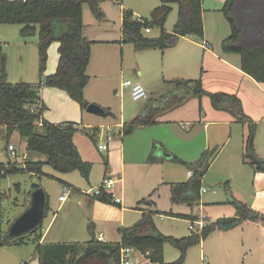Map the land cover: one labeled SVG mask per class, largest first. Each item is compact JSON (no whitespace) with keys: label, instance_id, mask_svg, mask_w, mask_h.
I'll return each instance as SVG.
<instances>
[{"label":"trees","instance_id":"trees-1","mask_svg":"<svg viewBox=\"0 0 264 264\" xmlns=\"http://www.w3.org/2000/svg\"><path fill=\"white\" fill-rule=\"evenodd\" d=\"M103 1L105 0H0L1 25L20 26V36L23 39L39 35L40 78L37 85L10 83L7 73L8 59L0 43V126L5 128L7 145L14 133H18L26 141V152L47 157L46 161H25L23 165L17 161L0 163V180L29 173L40 179L48 178L59 181L64 186H71L46 174L44 167L47 165L63 174L78 172L83 179L89 181L93 164L82 158L74 143V136L79 129L72 122L56 125L43 119L46 107L41 105L40 89L52 87L65 91L83 111L87 110L89 103L85 98V89L90 81L87 68L94 42L85 35L83 8L85 4H89L95 19L103 21ZM161 3V6L154 9L150 19L136 18L130 11L124 14L125 43L133 45L137 51H165L181 37L196 36L203 39L202 0H161ZM173 4L179 5V18L174 30L169 33L165 25L173 10ZM222 13L231 28V35L222 43V51L240 55L241 70L258 83L264 84V0H226ZM153 28L160 29V36L146 37L144 31ZM54 42L60 44L57 71L53 75L44 76L48 50ZM204 97L210 98L215 110L228 112L237 123L248 128L244 161L264 173V161L257 158L254 149L256 124L245 114L240 98L224 92H208L200 79L167 82L165 92L149 96L140 115L124 125L122 134L132 135L138 127L155 125L159 117L183 107L193 99L201 100ZM201 110L200 107V113ZM107 115H110L108 111ZM97 132L98 129H92L91 132L86 131V135L95 139ZM250 157L256 158L260 162L259 166ZM173 160L180 161L177 157H173ZM148 161L154 163L156 158L150 155ZM204 163V158L197 164L183 162L192 171V176L185 182L172 184L170 201L173 205L200 204L204 189L203 178L208 169V163ZM154 194L155 191L150 196ZM46 196L45 217L49 208L48 195ZM93 198L107 205L120 206L107 193ZM145 201L142 200L136 207L141 212L140 220L131 227L119 229V243L99 242L90 227L92 238L86 243L45 244L41 243L42 224L33 236L24 237L17 242H12L8 236L0 237V248L7 245L22 246L26 244L25 238H33L37 243L35 252L39 264H120L121 248L132 247L151 263L167 264L164 262V246L171 243L180 251L179 259L171 264H184L189 248L199 245L215 231H230L245 222L264 225V215L250 205L232 198L229 204L236 210L234 217L220 218L207 223L198 233L176 239L164 236L155 223L156 216L172 214L158 210L146 212L139 208L140 203ZM153 205H156L155 201Z\"/></svg>","mask_w":264,"mask_h":264},{"label":"rangeland","instance_id":"rangeland-1","mask_svg":"<svg viewBox=\"0 0 264 264\" xmlns=\"http://www.w3.org/2000/svg\"><path fill=\"white\" fill-rule=\"evenodd\" d=\"M173 7L174 9L165 26L166 30L170 33L173 31L174 25L178 20V7L176 4ZM224 20L226 23L225 28L227 30V37H229L231 35V28L225 17ZM17 28L21 29L19 26ZM17 28L16 26H3L0 24V30H7L9 32L8 34L1 32L0 35L5 43H2V46L5 48L10 47L7 51H9L8 56L10 59L11 71L14 74V66L19 65L21 57H24L26 63H32V59L28 62V58L31 57L27 55L32 50L31 46H34L37 50L35 58V66L37 68L35 67L34 69L33 66H31L30 73L32 75V72L35 71L37 79V76H39V35L37 34L29 38L31 49L21 48L18 44L20 39L18 38L19 35H17ZM144 35L153 38L158 37L160 35L159 28H153L150 33L144 31ZM7 42L12 44L6 45ZM130 48L133 47L131 46ZM132 50L134 49H131V51ZM129 53L130 51L126 52L128 59H130ZM153 54L158 55V53ZM132 57H134L133 53L131 54V58ZM157 63L158 68H161L163 63L160 58ZM50 66L51 58L49 59L48 57L46 70L43 73L44 76H48L46 73L50 70ZM150 69L153 68L150 67ZM114 74L116 75V68ZM133 75L135 76L134 73ZM133 75L131 76L125 72L124 75L119 77L117 82H114L116 83V87L119 84L120 97H113V94H106L104 97L105 101H112L114 112L118 116L122 113L125 122H129L136 118L146 104V100L135 101L132 98L130 88L122 87V84L127 81L137 84ZM163 79V74H161L160 71H154L153 73L145 75L138 84H140L150 96L153 92H165L167 88ZM152 85L156 86L151 91ZM242 91H245L244 95L246 97L245 104L247 111L250 115L255 116V118L249 117L256 124V136L254 139L256 154L264 151V91L255 92V95L246 90V87L242 88ZM204 100H207L208 104L205 109L208 111L209 108H212L211 113L215 114V109L210 103V98L205 97ZM258 106L261 108H258ZM201 107L203 112L201 122H214L206 118L204 107L202 105ZM121 109H123V112H121ZM91 118L93 119V123L101 122L103 124H108L109 122L105 120L104 117H99L98 115H94ZM161 124L162 123L138 127L132 135H120L119 128H114L112 133L114 140L111 142L107 140L109 136V129L107 126L100 127L101 129L98 134H96L95 139H91L86 135V131L91 132L92 129L80 127V132L76 136V141H78L80 147H82L84 156L90 160L87 161L93 164L90 180L93 187L95 186L94 188H97L99 184L102 183L104 172L109 170V167L113 166L114 161L112 156L116 150L114 147L122 145L124 150L123 161L125 162V172L123 171V162L118 158L115 159L116 167L112 171H118V173L124 172L125 201L123 203V209L122 207L120 208V206L101 203L93 197H89L85 192H82V190H89L91 186L88 184L89 181L83 179L80 173L63 174L54 171L51 167H46L45 171L49 175H55L58 179L60 178L73 183L77 189L75 188L65 201H61L60 197L63 195L65 189L63 187L64 185L59 181L48 178L40 179L38 176L29 173L13 175L0 180V237L8 236L12 223L30 207L31 192L34 184H39L46 195H48L49 208L43 221L42 230L44 234L49 228L47 231L48 238L45 244L86 243L92 238L91 231L89 230L90 227H92L95 236L102 233L107 243H119L121 241L119 229L134 225L140 219L141 212L136 210V207L142 200L146 201L145 203H140L139 208L146 212L158 210L168 214L170 212L186 216L193 214L200 217L199 220H203L206 216L213 217L214 219V217L219 214H234V206L228 204L229 200L232 198L250 204L255 193L254 181L250 175L251 173L247 174L239 169L243 168L242 161H244L245 157V141L248 135L247 127L241 124L238 127H234L233 131H231L230 127L227 126L225 127L226 131L220 133V128H218L215 123H210L208 127L205 128L204 123L198 122L196 123V127L189 132L182 129V124ZM16 138L12 136V138H10L11 142L7 145L6 131L0 128V163L8 164L9 162L17 161L23 165L25 161L47 160V157L44 155L26 152V141L24 139H20L21 141H19ZM151 138L159 140L164 146V148L160 144L156 146L160 151L159 154H162L161 156H163V154H168L172 157H177L181 161H174L173 159L163 157L164 166L161 167V169L164 175V185L158 186L153 196H150L154 191V188L150 189L151 183L156 174L161 172V169L160 167H152L146 163L148 142ZM227 139H231L230 144L226 151L219 157L221 150L226 146L225 141ZM99 144H110L111 148L109 151L101 153L98 151ZM10 145L16 148L18 158H13L6 151L7 147ZM243 145L244 148L242 147ZM26 153L28 156L25 155ZM202 158H204V164L208 163V169L203 178V186L207 189V192H202L201 201L205 203L209 201L219 202V204H215L211 208L209 205H202L201 202L199 205L193 206H188L186 204L173 205L170 201L171 183H181L188 180L187 172L190 169L187 168L183 162L188 164L197 163ZM245 170L248 171L249 169ZM112 173L110 177L115 178V175H112ZM154 201L156 202L155 206L153 205ZM261 214L264 215L263 213ZM122 221L125 226L122 225ZM155 222L164 236L181 239L191 234V230L189 229L191 221L187 218L160 215L155 218ZM196 231H200V228L196 227L195 232ZM25 241L26 245L21 248V254L28 259V263L25 264H37L38 258L34 251L37 243L33 238L29 240L25 238ZM206 255L208 257V252ZM179 257L180 251L177 248L171 243L165 244V263H174ZM216 257L218 262H214L215 264H224V258L220 255H216ZM184 264L208 263L206 261L203 262L201 251L198 245H196L189 248Z\"/></svg>","mask_w":264,"mask_h":264},{"label":"crops","instance_id":"crops-1","mask_svg":"<svg viewBox=\"0 0 264 264\" xmlns=\"http://www.w3.org/2000/svg\"><path fill=\"white\" fill-rule=\"evenodd\" d=\"M225 2L226 0H202V8H203L202 18L204 23L203 39H200L196 36L181 37L177 40L175 45L166 49L165 51H161V50L137 51L133 45L124 42V33H123L124 14L126 12L128 11L132 12L134 14V17L136 18L150 19L154 9L162 5L161 0H105L101 3V8L105 13V19L103 21H98L97 19H95V17L91 12L89 4H85L83 8L85 35L91 41L94 42L91 50L90 63L87 68V74L90 78V81L85 89V98L89 104H97L102 108H104L106 111H108L110 115H107L104 118L109 122L108 124H103L101 122L93 123L92 122L93 119L91 118L94 116L93 114L90 113L88 114L86 111H83L80 105L75 101H73L65 91L52 87H42L40 89V98L42 102L41 105L46 107L43 113V119L56 125L63 124L66 122L75 123L76 127L79 130L74 136V143L77 146L82 158L85 161H87L89 159L84 156L82 147H80L78 141H76V136L80 132V127H85L89 129H98L99 132L101 129L100 127L107 126V128L109 129V136H112V141L114 140V137L112 135L114 128H119V134L123 135L122 129L124 125L130 123L135 118L129 122H125L122 113H120L121 115L119 114L120 116H118L114 112L113 109L114 105L112 101L111 100L105 101L104 97L106 94L109 95L113 94V97L114 96L120 97L121 93L119 95L120 92L119 91L120 87L118 88L119 84L116 87V83L114 82H117V80H119V77L124 75L125 72L126 74H129L131 76L134 73L135 76L133 75V77H135L137 83H139L142 81L145 75H147L148 73H153L154 71H160L161 74H163V78H164L163 81L166 85V88H167V82L176 81V80L200 79L203 83L204 89L208 92H212V93L225 92L228 94H234L240 98L245 114H247V116H251L252 118H255V116L250 115V113L246 109V104H245L246 97L244 95L245 91H242V88L246 87V90L250 91L255 95V92L264 91V84L258 83L252 77H250L241 70L240 55L228 54L222 51V43L225 39L228 38L227 30L225 28L226 23L224 20V15L222 13V9L224 8ZM174 5L175 4L172 5L173 9H174L173 7ZM176 5L178 7V18H179V5L178 4ZM3 26H16V28L18 27L17 25H3ZM17 30H18L17 35H19L18 38L20 39L18 43L19 47L31 49L29 38L23 39L19 34L20 29L17 28ZM1 32L7 34L9 33L7 30H0V33ZM158 37H154V38H158ZM0 43L1 44L4 43V39L1 37V35H0ZM7 44L11 45L12 43L7 42L6 45ZM59 46H60L59 43L54 42L50 47V49L48 50V57L49 59L51 58L50 70L46 73V75L48 76L53 75L57 71L59 58H60ZM131 46L133 48H130ZM31 47L32 50L30 51L29 54L27 53L28 54L27 56L31 57L28 58V62L31 61L32 59V63L29 64L26 63L24 61V57H21L19 65L14 66L15 75L11 71L10 59L8 56L9 51H7L10 49V47L8 48L3 47L4 52L7 55V59H8L7 73H8V81L10 83L16 84L19 82H25L33 85H37L40 83L39 76H37L36 79L35 71L32 72V75L30 73L31 66H33L34 69L36 67L35 58L37 51L34 46ZM131 49H134L132 51L135 52H132ZM127 51H130L129 53L130 59H128V57L126 56ZM132 53L134 57L131 58ZM153 53H158V55ZM159 58L163 63L161 68H158L157 65ZM150 67L153 69H150ZM115 68H116V75L114 74ZM155 86L156 85H152L151 91L153 90V88H155ZM157 94L159 93L153 92L150 94V96ZM204 98H202L201 100L193 99L189 101L183 107L159 117L157 119V122L162 123L161 125L169 124V123L172 124L176 123L178 125L182 124L181 125L182 129L189 132L196 127V123L198 122L204 123L205 128H207L210 123H215L216 126L220 128L219 130L220 133H223V131L225 132L226 131L225 127L227 126H229L231 131H233L234 127H238L241 125L237 123L235 118L228 112L215 110V114H212L211 113L212 108L211 109L209 108V110L207 111L205 107H207L208 104H207V100H204ZM201 105L204 107V110L206 112V118L211 119L214 122H207V121L201 122V117L203 115L202 110L200 113ZM258 108L261 107L258 106ZM121 112H123V109H121ZM39 125L41 126V123ZM0 128L5 129L2 126ZM13 136L15 138L17 137L16 139L21 141L20 140L21 138L18 133H14ZM230 141L231 139H227L225 141L226 146L221 150L219 157L223 152L226 151L228 145L230 144ZM158 144H160L164 148V146L160 143L159 140L154 138H151L149 140L146 163L152 167H160L161 169V167L164 166V162H163L164 158L159 156L160 151L156 147ZM107 145L109 147L108 149L109 151L111 147L110 144ZM242 147L244 148V145ZM115 148H116L115 153H113L112 156L114 161L113 166L109 167V170L104 172L103 181L105 179L112 178L110 177L111 176L110 174L114 172L112 173V175L114 174L115 178L112 179H116L119 181V184L117 185L116 188V194L121 198L120 206L123 209L124 208L123 203L125 201V191H124L125 180L123 175V173L125 172L124 169L125 162L123 161L124 150L122 145H117L116 147H114V149ZM6 151L8 152V147ZM25 155H27V153ZM150 155H153L156 158V161L154 163H150L148 161ZM256 156L258 159L264 161V151L256 153ZM117 158L123 162L124 172L122 173H118V171H112L116 167L115 159ZM40 161H44V160H40ZM197 163L195 162L191 164H197ZM46 167H50V166L46 165L44 167V172L48 174L45 171ZM242 167L243 168H239V169L244 173L247 174L251 173L250 175L252 176V179L254 181L253 183L255 189L254 197L250 202V204L249 203L247 204L250 205L254 210L258 211L260 214L261 213L264 214V190H263L264 173H260L256 169V167L247 164L245 161H242ZM245 169H249V170L247 171ZM189 172L192 171L189 170L187 172V179L190 178ZM54 177L56 176L54 175ZM56 178L58 179V177ZM60 180L71 185L70 187L63 186L65 189L63 195L66 193V191L68 192V195L69 194L71 195V193L75 190V188L77 189V187L73 183H70L63 179ZM88 184L91 186V188L89 190H82V192H85V194L87 195L88 192L95 187V186L93 187V185L91 184L90 179ZM101 184H99V186ZM151 184L152 185L150 189L154 188L153 189L154 191L157 190L158 186L164 185V175L162 173V169L161 172H158L156 174ZM172 184L175 183H171L170 185V195H171ZM201 203L202 205H209L210 208L215 204H219V202H211V201L206 203L201 201ZM171 214L172 215H170L169 217H174V216L184 217L190 220L191 225L189 226V229L191 230V234H192L199 232V231L195 232L196 229L194 230L191 229V226L193 224L194 226L201 228V226L203 225L205 226L207 223L210 222H215L220 218L234 217L236 214V210L234 214L232 213L219 214L216 215L214 219L213 217L211 218L210 216H206L203 218V220L201 219L199 220L200 217H197L196 215L193 214L190 216H186L182 214L179 215L174 213ZM122 225H124L123 221H122ZM131 226L133 225H129V227ZM48 230L49 228L47 229V231ZM47 231L44 232L41 243L46 242L48 238ZM100 235H102L104 238V235L102 233L96 235V237ZM104 242H106L105 239ZM23 246L24 245L22 246L7 245L5 247H1L0 264L28 263L27 261L28 259H26V257L23 254H21V248ZM198 247L201 251L203 262L206 261L208 264H215L214 262H218L216 255H220L222 258H224L223 259L224 264H264V225L255 222H245L242 225L230 231H226V232L215 231L212 234H210L205 240H203L198 245ZM207 252L209 254L208 257L206 255ZM208 258L210 259V261ZM133 263L154 264L151 263L148 259H146V257L142 255L139 251L138 253H134L133 255ZM37 264H39V260L37 261Z\"/></svg>","mask_w":264,"mask_h":264},{"label":"water","instance_id":"water-1","mask_svg":"<svg viewBox=\"0 0 264 264\" xmlns=\"http://www.w3.org/2000/svg\"><path fill=\"white\" fill-rule=\"evenodd\" d=\"M86 112L102 117L107 116V111L97 104H89ZM161 155L162 154H159V156ZM161 157L173 159V157L168 154H163ZM250 158L257 166H259L260 162L256 158ZM46 206V193L39 184H34L31 192L30 207L12 223L8 234L9 239L12 242H17L24 237L33 236L43 224Z\"/></svg>","mask_w":264,"mask_h":264},{"label":"built area","instance_id":"built-area-1","mask_svg":"<svg viewBox=\"0 0 264 264\" xmlns=\"http://www.w3.org/2000/svg\"><path fill=\"white\" fill-rule=\"evenodd\" d=\"M145 32L150 33L151 29H146ZM122 87L123 88H130L132 98L135 101L147 100L149 98V94L138 83L134 84L130 81H127V82L122 84ZM108 141H112V136L108 137ZM108 149H109V147L107 144H100L98 146V151L101 153L108 151ZM8 152L13 158H18V152L13 145H10L8 147ZM189 176L190 177L192 176V172H189ZM118 184H119V181L116 179H112V178L105 179L100 186H98L97 188L91 189L88 192V195L91 197H99V196H102L104 193H107V194L111 195V198L113 199V201L115 203L120 204L121 198L116 194V188H117ZM202 192L203 193L207 192V189L204 188L202 190ZM67 195H68V192L66 191V193L60 197V200L65 201L67 198ZM203 227H204V225L201 226V228H203ZM191 229L192 230L196 229V226H194V224H193L191 226ZM97 240L99 242H104V238L102 235L97 236ZM134 253H138V251L132 247H122L120 250V264H134L133 263Z\"/></svg>","mask_w":264,"mask_h":264}]
</instances>
